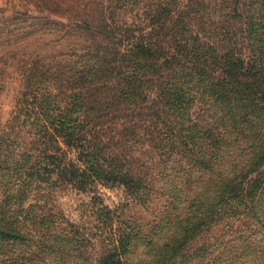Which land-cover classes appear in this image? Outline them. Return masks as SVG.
Returning a JSON list of instances; mask_svg holds the SVG:
<instances>
[{
    "label": "trees",
    "instance_id": "16d2710c",
    "mask_svg": "<svg viewBox=\"0 0 264 264\" xmlns=\"http://www.w3.org/2000/svg\"><path fill=\"white\" fill-rule=\"evenodd\" d=\"M104 1L92 23L13 16L46 50L8 121L25 136L0 131V264H264V0L210 28L196 0ZM100 185L152 220L122 218ZM63 188L89 195L90 222L66 217Z\"/></svg>",
    "mask_w": 264,
    "mask_h": 264
},
{
    "label": "rangeland",
    "instance_id": "374dc122",
    "mask_svg": "<svg viewBox=\"0 0 264 264\" xmlns=\"http://www.w3.org/2000/svg\"><path fill=\"white\" fill-rule=\"evenodd\" d=\"M196 1L202 5L206 26L210 28L215 26L216 22L218 23L222 20L223 17L220 16V13H223V10L221 7L232 0ZM182 2L190 3V0H182ZM104 3V0H48L47 7L49 10L46 11L39 10L33 2H29L28 0H0V131L9 130L10 136L17 137L18 140L25 136L21 129H15L14 131L11 129L10 131L8 121L12 114L15 99L22 87L21 72L25 65H27L26 61L29 60L30 56L35 55V53L41 54L46 50L43 49L46 46L43 43L37 44V41L24 45L26 35L22 31V28L16 27V21L15 19L13 20V16L17 14L16 12L29 11L34 14H41L43 12L64 21L83 22L86 20L92 23L100 19ZM142 3L144 4V2ZM33 44H36L38 47H35ZM65 45L66 42L63 40L62 45L54 46L56 50H62L66 49ZM202 111L204 112L202 107L201 109L195 107L192 110L193 119L200 120L207 118ZM129 119L130 117L123 119L124 121L121 120L122 122L119 123L117 129H121L122 126H128ZM99 192L105 203L111 207H117L122 218H136L140 222L152 220L153 213L144 206L132 202L122 186L108 187L100 185ZM56 199L67 218L75 222L88 223V221H91V217L88 215L89 209L87 205L90 199L88 194L77 192L71 188H63L56 192ZM218 232H225L226 235L230 233V231H226L225 229H218ZM205 235V238L209 236L210 243H213V246L208 249L210 250V255L208 256L216 255V228ZM205 238L204 236L201 239L199 237L195 245H200ZM205 240L208 241L207 239ZM233 243L236 244L235 246H238L235 241ZM140 249H137L136 255L139 254ZM238 250L240 251L241 249L238 248ZM241 252L242 255L245 254V251ZM229 255L232 256L231 253Z\"/></svg>",
    "mask_w": 264,
    "mask_h": 264
}]
</instances>
